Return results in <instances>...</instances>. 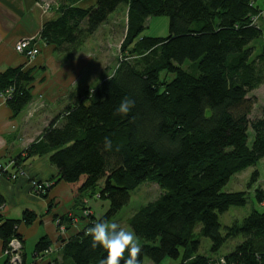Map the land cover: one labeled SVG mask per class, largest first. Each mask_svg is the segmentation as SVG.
<instances>
[{
    "label": "trees",
    "instance_id": "1",
    "mask_svg": "<svg viewBox=\"0 0 264 264\" xmlns=\"http://www.w3.org/2000/svg\"><path fill=\"white\" fill-rule=\"evenodd\" d=\"M48 1L60 16L43 26V45L55 51L73 46L81 33L85 38L95 35L125 5L121 51L133 47L113 76L84 89L61 117L48 124L25 160L34 154L49 155L59 180L76 200L89 193L108 201L105 215L92 217L95 223L111 222L129 204L131 192L144 183L157 184L160 197L129 221L143 241L140 264H161L166 258L180 264H211L203 256L185 262L188 253L197 254L200 248L193 234L196 226L214 254L230 239L243 238L233 252L212 264H264V211L255 210L231 226L220 224V216L230 208L248 204L247 192H224L225 187L264 159V111L251 121L255 101L248 98L264 82V42L259 52L254 46L264 38L263 25L254 21L260 12L258 0H98L86 10L76 7L82 0ZM160 16L169 18V36H142L147 21ZM188 62L195 71L184 69ZM163 73L174 79L161 80ZM34 81L32 70L22 68L0 76V94L14 117L32 102ZM124 97L135 106L121 118L114 111ZM23 161L20 157L13 164L17 168ZM259 178L254 171L248 189ZM254 196L264 204V189L256 188ZM36 219L32 211L20 220L0 217L4 248L11 238H21L17 231L21 224L31 226ZM94 224L66 243L65 260L101 264L106 253L92 248L87 235ZM50 247V240L41 238L35 253L45 254Z\"/></svg>",
    "mask_w": 264,
    "mask_h": 264
},
{
    "label": "crops",
    "instance_id": "2",
    "mask_svg": "<svg viewBox=\"0 0 264 264\" xmlns=\"http://www.w3.org/2000/svg\"><path fill=\"white\" fill-rule=\"evenodd\" d=\"M47 1L0 0V76L9 69L22 68L23 71L32 70L35 79L32 84L33 100L17 117H14L6 99L0 94V165H4L8 171L6 175L0 169V196L5 205L0 210V217L20 220L26 211L37 214L31 226L21 224L17 229L24 245L25 264H72L63 258V249L68 241L87 228L89 222L84 213L89 212L100 219L106 211H95L92 204L95 200L85 195L76 200L67 184L59 180V171L50 162L49 155L34 154L25 160L27 151L41 140L48 124L45 119L46 108L60 99L64 100L65 106H69L72 103L69 99L70 90L77 79L83 77L82 67L77 72V63L74 61L65 64L58 60L51 46L41 43V53L33 61L15 51L20 39L39 38L43 26L59 18L56 6L50 1V8L46 9ZM97 1L82 0L76 7L86 10L94 7ZM256 6L264 10V0H258ZM50 70L55 74V79L49 76ZM40 74L42 80L37 78ZM32 104L37 107L44 105L46 108L30 117ZM20 157L24 161L16 168L11 163ZM19 170L22 174L16 181L8 179V173L16 174ZM33 179L52 184L47 198L32 191L30 182ZM44 237L51 242L50 250L37 255L35 246ZM3 253L4 245L0 239V264L6 262Z\"/></svg>",
    "mask_w": 264,
    "mask_h": 264
},
{
    "label": "rangeland",
    "instance_id": "3",
    "mask_svg": "<svg viewBox=\"0 0 264 264\" xmlns=\"http://www.w3.org/2000/svg\"><path fill=\"white\" fill-rule=\"evenodd\" d=\"M257 3V2H256ZM255 3V5H256ZM47 4L51 5L49 1ZM259 8V7H258ZM260 12L255 16L256 25L260 27V23L264 26V10L259 8ZM126 8L125 5H121L117 11L111 15L108 22L105 26L99 30L95 35L91 37H84L83 33H81L78 43L73 46L63 45L58 48L56 51V57L58 60H61L65 64L69 62L77 63V72L82 67L81 73L82 78L77 79L76 84L70 90V101L73 103L75 98L82 93V91L86 88H91L97 86L102 80L109 79L113 76L116 71L119 62L126 56H130L129 53L132 52V47H129L128 50L123 54L121 51V46L125 41L126 36ZM260 20V22H259ZM147 29L144 31L142 36L153 37V38H165L169 36V18L166 16L153 17L147 21ZM264 31V28H262ZM41 34V33H40ZM40 38V35H39ZM264 38L256 41L254 46L256 47L257 52H259L260 46L263 44ZM17 44V43H16ZM41 45V43H40ZM16 46V45H15ZM41 47V46H40ZM16 51V49H15ZM256 54L254 55V57ZM141 57H133L131 59L138 60ZM87 64L84 66V64ZM84 66V67H83ZM86 69V71H84ZM185 70L190 72L195 71V67H191L190 63H186L184 66ZM52 71V70H50ZM47 71L44 73V75ZM55 79V74L52 72L49 73V76ZM39 80H42L43 76L40 74L37 77ZM174 79L173 75H168L163 73L161 76V80H165L170 82ZM4 99L5 96L2 95ZM248 98L255 101V105L250 115V120L255 121L262 117L264 111V82L259 84L252 92L249 93ZM68 99V100H69ZM67 100V99H66ZM65 100V101H66ZM67 100V101H68ZM31 104V103H30ZM29 104V105H30ZM28 105V106H29ZM35 104H32V108L30 110V117H34V113L40 112L42 109L46 108L44 105H39L37 108ZM67 108L65 106L64 100L60 99L56 101L51 107H47L45 111V119L46 123L51 122L53 119L57 117H61L64 110ZM24 111V110H23ZM50 117L52 120L50 121ZM40 123V121H39ZM47 124V126H48ZM46 126V127H47ZM253 139V132L250 129L249 131V144L251 145ZM13 164V163H11ZM0 169L2 174L7 175V168L4 165H0ZM258 171L260 174V178L257 184H255L251 189H248V183L250 181L251 175L254 171ZM22 174L20 170L16 172V174H9L8 179L12 181H16L18 177ZM15 176V178H14ZM33 182L42 183L35 179L31 180L30 186L32 187ZM52 184L50 183V188ZM264 189V159L261 160L254 168H249L246 171L234 176L228 185L225 187L224 192H241L245 191L248 195V204L245 207H232L225 214L220 216V224L222 227L231 226L234 222L241 223L245 218H247L253 211H264V204H258L255 200L254 192L256 188ZM33 191V188H32ZM34 192V191H33ZM35 193V192H34ZM47 191L45 192V194ZM36 194V193H35ZM40 197L44 195V193L36 194ZM161 195V190L157 186V184L152 182H146L136 190L132 191L130 194V202L127 206H125L109 223H116L120 227L130 229L129 221L135 214L147 204L154 202ZM85 196L91 200L95 197L94 194H85ZM92 204L95 211H106L108 210L110 204L108 201H101L94 199ZM5 205L0 207L2 210ZM101 212V213H102ZM86 219L89 223H95V220L92 219L91 213H84ZM105 215V212H104ZM103 215V216H104ZM91 216V218H89ZM102 216V217H103ZM99 219V217H95ZM89 226V224H88ZM201 227L196 226L193 229L194 236L200 241V248L197 254L188 253L185 258V262L189 263L195 260L197 256H203L209 259L210 263L220 262L223 260V257L226 254H230L235 250V248L243 241V238L237 237L235 239H230L222 249L214 254L211 252V243L208 239L201 237ZM12 239V238H11ZM22 239V238H20ZM139 245L143 244V241L138 238ZM24 248V247H23ZM5 249V248H4ZM179 261H173L171 259L166 258L161 264H180ZM144 264H152L149 261H146Z\"/></svg>",
    "mask_w": 264,
    "mask_h": 264
},
{
    "label": "clouds",
    "instance_id": "4",
    "mask_svg": "<svg viewBox=\"0 0 264 264\" xmlns=\"http://www.w3.org/2000/svg\"><path fill=\"white\" fill-rule=\"evenodd\" d=\"M134 106L133 100L124 97L116 107L114 115L125 118ZM106 146H110V141H106ZM87 235L91 239L92 248H99L106 253L101 264H121V261L123 264H140L138 257L142 249L134 231L116 223L97 221L87 229Z\"/></svg>",
    "mask_w": 264,
    "mask_h": 264
},
{
    "label": "built area",
    "instance_id": "5",
    "mask_svg": "<svg viewBox=\"0 0 264 264\" xmlns=\"http://www.w3.org/2000/svg\"><path fill=\"white\" fill-rule=\"evenodd\" d=\"M49 6V4H46V9L50 8ZM254 21H256V19ZM40 43V38H22L17 42L15 49L17 53L25 56L28 60L33 61L41 53ZM32 188L36 194H45L47 189L50 188V183L33 182ZM23 247L22 239L17 236L13 237L4 249L3 255L6 259V264H24Z\"/></svg>",
    "mask_w": 264,
    "mask_h": 264
}]
</instances>
